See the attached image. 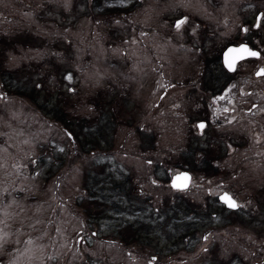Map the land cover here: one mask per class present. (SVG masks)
I'll use <instances>...</instances> for the list:
<instances>
[{"label": "rangeland", "instance_id": "1", "mask_svg": "<svg viewBox=\"0 0 264 264\" xmlns=\"http://www.w3.org/2000/svg\"><path fill=\"white\" fill-rule=\"evenodd\" d=\"M259 67L264 0H0V264H264Z\"/></svg>", "mask_w": 264, "mask_h": 264}, {"label": "water", "instance_id": "2", "mask_svg": "<svg viewBox=\"0 0 264 264\" xmlns=\"http://www.w3.org/2000/svg\"><path fill=\"white\" fill-rule=\"evenodd\" d=\"M260 17H261V14H259L257 16V21L260 19ZM242 47H247L249 49V52L240 51V49ZM230 49L232 51H230ZM250 52H257L258 55L252 56V55H250ZM258 56H259V51L256 49H254V50L251 49L250 47H248L247 44H242V45H238V46L232 45V46H228L226 48V50L223 52L222 60H223L224 67L228 71L233 72L234 69L236 68L237 64L240 61H243V59L255 58ZM229 65H231V67H229ZM262 70H264V69L259 68V70H257V72H256V75H262L264 73V71H262ZM201 124H203V123H199L197 125L200 130H202V127H200ZM185 177L187 179H185ZM190 179H191L190 174L188 172L182 170L181 172L176 173L171 177L169 185H171L174 189H181L182 190V188H185L189 185ZM224 196H228V195H224ZM224 196H221V197H224Z\"/></svg>", "mask_w": 264, "mask_h": 264}, {"label": "flooded vegetation", "instance_id": "3", "mask_svg": "<svg viewBox=\"0 0 264 264\" xmlns=\"http://www.w3.org/2000/svg\"><path fill=\"white\" fill-rule=\"evenodd\" d=\"M259 14H261V13H258V15ZM257 15V16H258ZM257 16H256V21H255V24H256V22H257ZM261 17H262V14H261ZM261 17H260V19H261ZM260 19L258 20V21H260ZM254 24V25H255ZM256 26V25H255ZM254 26V27H255ZM242 29H243V31H245L246 30V27H242ZM247 44L248 45V47H250L251 49H256V48H253V47H251L247 42H239V43H237V44H232V45H234V46H238V45H241V44ZM231 44H229L228 46H232ZM228 46H226L225 47V49H223L222 51H221V53H220V60H221V63H222V67L224 68L223 70L224 71H226L227 73L224 75V77H230V71H228L225 67H224V64H223V60H222V54H223V52L226 50V48L228 47ZM258 57H260V55L258 56ZM257 57V58H258ZM248 60H254V58H247ZM244 61H246V59H243V61H240L238 64H237V66H236V68L234 69V71L233 72H235L236 71V69H237V67H238V65L240 64V63H242V62H244ZM259 68H262L263 69V67H259ZM259 68H258V70H259ZM232 73V72H231ZM229 75V76H228ZM262 75H264V73L262 74ZM203 124H205L204 123V121H203ZM201 131V130H200Z\"/></svg>", "mask_w": 264, "mask_h": 264}, {"label": "snow or ice", "instance_id": "4", "mask_svg": "<svg viewBox=\"0 0 264 264\" xmlns=\"http://www.w3.org/2000/svg\"><path fill=\"white\" fill-rule=\"evenodd\" d=\"M182 23H184V21H180V22L177 24V27H179L180 24H182ZM230 51H232V50L230 49ZM240 51H242V52H249V49H248L247 47H242V48L240 49ZM250 55H252V56H257L258 53H257V52H250ZM229 67H231V65H229ZM262 71H264V70H262ZM200 127H204V125L201 124ZM178 179H179V178H178ZM185 179H187V178L185 177ZM221 199L224 200L225 203H227L228 206H229L230 208H235V207H237L236 202H235L231 197H229V196H224V197H221Z\"/></svg>", "mask_w": 264, "mask_h": 264}, {"label": "trees", "instance_id": "5", "mask_svg": "<svg viewBox=\"0 0 264 264\" xmlns=\"http://www.w3.org/2000/svg\"><path fill=\"white\" fill-rule=\"evenodd\" d=\"M57 114V118H56V122L57 121H60V122H64L63 124L65 125V127L67 128L69 125H70V121H69V119L67 120L66 119V117H64V113L63 112H61V113H56ZM115 187H117V189H120V186H119V184L118 185H115ZM114 206H116V205H114Z\"/></svg>", "mask_w": 264, "mask_h": 264}, {"label": "bare ground", "instance_id": "6", "mask_svg": "<svg viewBox=\"0 0 264 264\" xmlns=\"http://www.w3.org/2000/svg\"><path fill=\"white\" fill-rule=\"evenodd\" d=\"M259 22H260V21H257V22H256V24H255V25H256L255 28H257V27L260 25ZM243 44H244V43H243ZM241 45H242V44H241ZM256 50H257V49H256ZM259 55H261V54H260V51H259ZM255 58H257V57H255ZM255 58H254V59H255ZM190 182H191V181H190ZM189 184H190V183H189Z\"/></svg>", "mask_w": 264, "mask_h": 264}]
</instances>
